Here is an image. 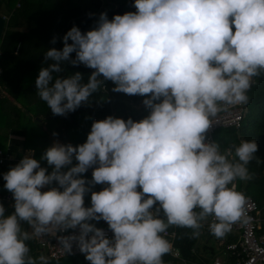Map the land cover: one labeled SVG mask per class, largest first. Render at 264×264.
Listing matches in <instances>:
<instances>
[{"label": "clouds", "instance_id": "obj_1", "mask_svg": "<svg viewBox=\"0 0 264 264\" xmlns=\"http://www.w3.org/2000/svg\"><path fill=\"white\" fill-rule=\"evenodd\" d=\"M134 7L112 19L100 13L86 32L70 28L61 49L45 52L51 63L35 85L54 115L89 102L106 80L114 92L145 97L149 114L93 120L86 142H54L40 160L25 154L3 174L14 211L6 215L0 204V264H49L27 243L45 235L90 264H164L170 227L195 232L211 217L209 231L223 238L248 222L234 182L252 178L258 144L241 140L222 152L207 133L220 112L248 103L264 73V0H134ZM65 63L94 71L83 83L79 71L60 75ZM89 168L91 180L83 175ZM97 184L105 187L92 191ZM100 220L111 238L92 223Z\"/></svg>", "mask_w": 264, "mask_h": 264}, {"label": "trees", "instance_id": "obj_2", "mask_svg": "<svg viewBox=\"0 0 264 264\" xmlns=\"http://www.w3.org/2000/svg\"><path fill=\"white\" fill-rule=\"evenodd\" d=\"M8 10L7 21L3 36L0 38V65L3 68L0 83L7 86V94L0 97V148L6 145L7 134L22 137L23 149L33 151L34 158L41 159L44 151L51 146V134L62 141V144L73 146L86 142L91 130L93 117L103 119L110 112V104L117 110V117L137 121L140 111L135 109L139 95H127L114 92V83L104 81L109 95L99 90L89 97V102L81 104L75 111L66 115H54L37 94L36 78L45 62L44 55L49 48L61 49L63 36L74 25L82 32L96 26L100 13L105 12L109 19L115 14L135 12L134 0H1ZM101 4L103 5L100 9ZM53 37L56 43L53 44ZM71 42V41H69ZM75 58V53H72ZM64 72L60 75H71L76 71L82 73L83 83L88 81L91 71L83 64L73 66L62 65ZM55 75V73H54ZM254 83L248 91L249 101L241 128L220 129L215 132V139L221 148L229 149L238 145L241 140H255L258 144L257 158L248 165L252 174L250 180H237L238 187L245 194L251 195L259 204L264 206V73L254 78ZM21 104L18 107L14 104ZM6 130L7 133L1 132ZM18 144H7L6 149L13 159L6 160L0 165V193L9 192L4 188L3 174L15 166L22 158ZM75 159L73 164H75ZM42 166L47 167L46 161L41 160ZM51 171V169H48ZM91 180L89 171L83 174ZM105 187L95 185L92 191H100ZM85 206L91 204V192L85 195ZM14 208V207H13ZM14 210V209H13ZM10 209V211H13ZM96 226L99 222L92 221ZM190 228L179 227L177 244L181 246L184 256L194 239ZM229 235V234H228ZM229 240L233 235H229ZM30 254L34 255V244L27 242ZM83 256V255H79ZM76 257V256H75ZM72 257V264H79L82 259ZM83 263V262H82Z\"/></svg>", "mask_w": 264, "mask_h": 264}, {"label": "built area", "instance_id": "obj_3", "mask_svg": "<svg viewBox=\"0 0 264 264\" xmlns=\"http://www.w3.org/2000/svg\"><path fill=\"white\" fill-rule=\"evenodd\" d=\"M101 9V8H100ZM1 54V51H0ZM91 73L94 71L90 68ZM3 68L0 65V77L2 76ZM100 90L102 92H107L106 84L101 85ZM7 93V86L0 83V97ZM246 113V104L238 105L235 107H229L225 111L220 112L217 117L214 118L213 127L208 131L207 137L209 140H215L214 133L218 129L232 128L239 130L243 124L244 115ZM114 116L116 114L113 109L106 115ZM105 117V118H106ZM104 119V118H103ZM93 120L97 119L96 117ZM20 147H22L20 145ZM14 157L6 149L0 148V165L6 160L13 159ZM234 186L237 191L242 192L246 196V215L248 216V222H237L232 226V230L229 233H233L236 236V240L230 242H225L222 246L223 252H237L239 256L235 264H264V208L260 207L258 202L244 191L238 187L237 181L234 182ZM139 190V189H138ZM0 204H3L5 208H12L14 205V199L11 192L0 193ZM199 211V209H197ZM210 217L208 221L203 222L202 228L209 231L208 223L211 222ZM105 230L109 238L112 237L113 233L108 226H97ZM193 230V229H192ZM72 230H68L67 233H62L64 235L70 234ZM166 239H168L172 245L176 236V227H171L169 230L163 234ZM38 254H43L48 256L49 260H57L61 258H70L79 255H84L79 252L78 249L74 247L72 254L64 255L60 246L58 245V240L55 237L45 235L43 237H37L33 239ZM170 257L176 264H189L186 258L181 254L178 247L173 245L172 252L169 254ZM211 264H223L218 258H215Z\"/></svg>", "mask_w": 264, "mask_h": 264}, {"label": "crops", "instance_id": "obj_4", "mask_svg": "<svg viewBox=\"0 0 264 264\" xmlns=\"http://www.w3.org/2000/svg\"><path fill=\"white\" fill-rule=\"evenodd\" d=\"M102 6L103 5L101 4L100 8H102ZM5 16L6 15H4V17ZM88 70L90 71V68H88ZM103 93L109 95L108 90H107V92H103ZM144 99H145V97L140 96V99L137 101V103L134 104L135 105V109L140 111V115H139V118L137 119V121H139V120L143 119L144 117H146L149 114V112H150V109L146 108L145 105L143 104V100ZM14 104H16L18 107H21V104L19 102H17V101H14ZM111 109L114 110V112L116 114V117H117V110L114 108V106L112 104H110V110ZM246 110H247V108H246ZM224 129H227V128H224ZM6 130L3 129L1 132L7 133ZM218 130H220V129H218ZM50 136H51L50 145H52L54 142L62 143V141L59 138H57L56 136H54L53 134H51ZM214 138H215V133H214ZM215 141H216V139H215ZM21 143H22V137L17 136V135H12V134L8 133L7 134L6 145L4 147H2V148H6L7 144H18L19 145V147H18L19 151H22L21 152L22 157L25 154H30V153H32V155L34 157V154H33L32 150L23 149L22 147H20ZM225 150H227V148H221L222 152H224ZM88 171L92 175V168H89ZM103 186H105V185H103ZM43 190H47V186ZM262 207L264 208V206H262ZM10 209L13 210L14 208L13 207L12 208H5V210H6L5 214L6 215L11 214L14 211V210L10 211ZM262 216L264 217V214ZM101 221H102V223L100 225H97V226H102V225L103 226H108L107 222H105L103 220H101ZM22 226L26 230L31 231V228L26 223H23ZM178 229H179V227H176V236H175L173 245L178 247L180 252H181V254L183 255L181 246L177 244ZM189 232L191 233L190 235H191V237H193L194 242L188 248V255L187 256L183 255L184 258H186V260L188 261L189 264H211L212 261L215 258H218L220 261H222L223 264H235L236 260H238L239 256L237 255L236 251L235 252H226V253L222 251V246H223V244L225 242H230L232 240H236V236H234L233 233H228L231 236L233 235V239L229 240V237H228L229 235L228 234H226L223 238H217L213 234H211L210 231L205 230L202 227L199 230H196L195 232H194V230L189 229ZM203 234H207V235H206V237H204L205 240H204V243H203V246H202V251H199L198 247H199L200 242L202 241V235ZM211 239H213V241L215 243V247L208 245V242ZM30 241L33 243V240H30ZM33 252H34L35 257H37L38 251H37V248H36L35 244H34ZM71 258L72 257H70V258H61V259H69V261H72ZM75 258L82 259L81 262L79 261V264H90V262L85 259L84 255L83 256H76ZM57 260H59V259H57ZM163 260H164V264H176V261H174L172 259V257H170L169 254L165 255L163 257ZM70 263H68V264H70Z\"/></svg>", "mask_w": 264, "mask_h": 264}, {"label": "rangeland", "instance_id": "obj_5", "mask_svg": "<svg viewBox=\"0 0 264 264\" xmlns=\"http://www.w3.org/2000/svg\"><path fill=\"white\" fill-rule=\"evenodd\" d=\"M0 14L3 16L6 15L5 18L7 19L8 10L6 9V6L4 4H2V6L0 7ZM206 235L207 234L202 235V241L200 242L198 247L199 251H202V246L205 240L204 237H206ZM208 245L215 247L213 239L209 240ZM70 262L72 263V261H69V259L49 260V264H68Z\"/></svg>", "mask_w": 264, "mask_h": 264}, {"label": "water", "instance_id": "obj_6", "mask_svg": "<svg viewBox=\"0 0 264 264\" xmlns=\"http://www.w3.org/2000/svg\"><path fill=\"white\" fill-rule=\"evenodd\" d=\"M1 2V0H0ZM7 19L0 14V38L3 36Z\"/></svg>", "mask_w": 264, "mask_h": 264}]
</instances>
